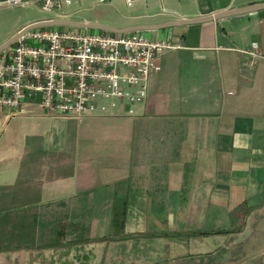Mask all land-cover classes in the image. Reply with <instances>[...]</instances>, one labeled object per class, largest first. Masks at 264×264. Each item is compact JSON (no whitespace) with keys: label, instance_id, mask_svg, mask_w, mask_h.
Instances as JSON below:
<instances>
[{"label":"crops","instance_id":"0c3cea01","mask_svg":"<svg viewBox=\"0 0 264 264\" xmlns=\"http://www.w3.org/2000/svg\"><path fill=\"white\" fill-rule=\"evenodd\" d=\"M260 3L99 6L125 29ZM131 33L180 46L134 114L62 118L38 93L0 107V264H209L228 237L264 230V59L243 51L264 54V10Z\"/></svg>","mask_w":264,"mask_h":264},{"label":"built area","instance_id":"2783aa9c","mask_svg":"<svg viewBox=\"0 0 264 264\" xmlns=\"http://www.w3.org/2000/svg\"><path fill=\"white\" fill-rule=\"evenodd\" d=\"M149 0H125L128 7ZM105 4L110 0H96ZM75 0H0V8L37 6L63 17ZM180 46L143 33L84 32L40 27L28 31L0 53V107L21 108L28 94H40L49 114L77 119L90 115L134 114L146 101L151 75L161 57ZM244 52L264 59L258 43Z\"/></svg>","mask_w":264,"mask_h":264},{"label":"rangeland","instance_id":"374dc122","mask_svg":"<svg viewBox=\"0 0 264 264\" xmlns=\"http://www.w3.org/2000/svg\"><path fill=\"white\" fill-rule=\"evenodd\" d=\"M78 3H80L78 11L73 16L76 19H74L75 21L86 22L84 19L94 20L96 17H100L101 19L99 20L101 23L91 21H87L86 23L105 24L113 19H119L118 17L120 15L117 12L113 11V9H109L108 6H99L100 4H98L96 0H75L74 5L66 6L65 10H76ZM84 7L90 9H82ZM49 19L62 20L64 18L58 15L45 13L35 5L0 8V46L6 42L8 36L15 30H20L24 26L37 21ZM67 20H73L72 16L67 18ZM22 25L23 27H21ZM54 28L61 29L65 28V26H55ZM77 29L84 32H103L91 29ZM260 232L263 234L264 230H258L254 226L253 230L248 228L247 231L241 232V235L228 237L226 252L224 251L219 255L216 254L214 261L209 264H264V235ZM224 233L228 234L226 231Z\"/></svg>","mask_w":264,"mask_h":264},{"label":"water","instance_id":"95a60500","mask_svg":"<svg viewBox=\"0 0 264 264\" xmlns=\"http://www.w3.org/2000/svg\"><path fill=\"white\" fill-rule=\"evenodd\" d=\"M264 10V3L260 4H253L246 7H240L236 9H231L227 11H222L219 13H215L213 15H208L206 17H200L195 19H181L177 21H172L163 25H147V26H138V27H131L125 29H119L107 25L102 24H91L86 22H79V21H70V20H60V19H49V20H42L37 21L31 24L26 25L22 29H20L15 35H13L8 41H6L3 45L0 46V53L9 48L13 45L19 37L23 34L27 33L30 30L40 28V27H73V28H81V29H91V30H100V31H107L111 33L117 34H125L131 33L134 31H142V30H154V29H162L165 27H172V26H181V25H190V24H197V23H205L209 21L219 20L226 17H240L245 16L247 14L255 13L258 11Z\"/></svg>","mask_w":264,"mask_h":264},{"label":"trees","instance_id":"16d2710c","mask_svg":"<svg viewBox=\"0 0 264 264\" xmlns=\"http://www.w3.org/2000/svg\"><path fill=\"white\" fill-rule=\"evenodd\" d=\"M225 231H219V232H217L218 234H225L224 233ZM228 231H226V233H227ZM204 234H211V233H202V232H193V233H191L190 235H192V236H197V235H204Z\"/></svg>","mask_w":264,"mask_h":264}]
</instances>
